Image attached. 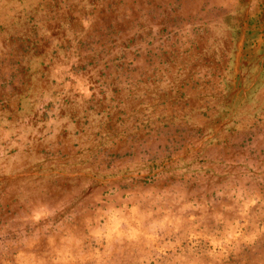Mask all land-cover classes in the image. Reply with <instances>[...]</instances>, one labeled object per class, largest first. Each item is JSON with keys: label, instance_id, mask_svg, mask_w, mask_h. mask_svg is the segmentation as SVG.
I'll use <instances>...</instances> for the list:
<instances>
[{"label": "rangeland", "instance_id": "374dc122", "mask_svg": "<svg viewBox=\"0 0 264 264\" xmlns=\"http://www.w3.org/2000/svg\"><path fill=\"white\" fill-rule=\"evenodd\" d=\"M0 264H264V0H0Z\"/></svg>", "mask_w": 264, "mask_h": 264}]
</instances>
